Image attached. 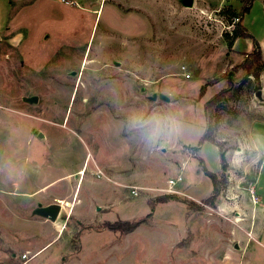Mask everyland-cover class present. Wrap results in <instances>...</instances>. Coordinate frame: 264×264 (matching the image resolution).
<instances>
[{"label": "rangeland", "instance_id": "rangeland-1", "mask_svg": "<svg viewBox=\"0 0 264 264\" xmlns=\"http://www.w3.org/2000/svg\"><path fill=\"white\" fill-rule=\"evenodd\" d=\"M182 1L0 0V264H264V4L255 77L241 0Z\"/></svg>", "mask_w": 264, "mask_h": 264}, {"label": "trees", "instance_id": "trees-1", "mask_svg": "<svg viewBox=\"0 0 264 264\" xmlns=\"http://www.w3.org/2000/svg\"><path fill=\"white\" fill-rule=\"evenodd\" d=\"M254 1L255 0H241L242 7H241V10L239 11V13H237L234 10L231 11V17L236 19L237 21L233 24L234 28L232 31L231 39L228 42V48L231 49L233 46V42L237 39L250 40L256 50L247 57V59H246L247 64L244 65V69L248 75H253V76L257 77L258 76L257 72L260 70V64H262L260 49H259V46L257 45V41L254 39V37L250 33H248L247 30L241 24L243 16L250 13V9H251L252 3ZM262 2L264 4V0H262ZM226 37H228V36L226 35ZM204 90H205V86H202L200 88V95L204 92ZM225 93H226V91H222V92L216 94L214 97H212L206 103V106H205L206 111L209 112V110L211 108H213L219 102H221V100L225 96ZM209 113H207L208 125L206 127V130L204 131L203 135L198 140L196 146H194L192 148L193 151L200 150V148L202 147V145L205 142H208L211 144H216V142L214 140L215 127L211 123ZM221 163H222V169L225 170L226 164L224 162V156L223 155H221ZM202 172H203L204 176H206L212 183V195L210 196V198H208L206 200L207 203L212 204L214 202L215 198L218 196L217 178L215 177L214 174L208 172L204 167H202ZM168 199H177V198L169 196V197H164L163 199H160V201L163 202L164 200L166 201ZM137 225H138L137 223L131 224L127 221H124V222L120 221V222H115V223H105L103 226L106 227L111 232H118L121 234H125V233L133 231L137 227Z\"/></svg>", "mask_w": 264, "mask_h": 264}, {"label": "water", "instance_id": "water-1", "mask_svg": "<svg viewBox=\"0 0 264 264\" xmlns=\"http://www.w3.org/2000/svg\"><path fill=\"white\" fill-rule=\"evenodd\" d=\"M182 3L184 6L190 7L192 5V0H184V1H182ZM155 98H156L155 95L153 97H151L152 100H155ZM160 98L164 101L168 100L164 96H161ZM33 101H35V99ZM39 136L41 137L42 135H39ZM34 213L43 217V218H46V219L54 222L57 220L58 215L60 213V206H59V204L55 203V204H51V205H48L45 207H38L34 211Z\"/></svg>", "mask_w": 264, "mask_h": 264}, {"label": "built area", "instance_id": "built-area-1", "mask_svg": "<svg viewBox=\"0 0 264 264\" xmlns=\"http://www.w3.org/2000/svg\"><path fill=\"white\" fill-rule=\"evenodd\" d=\"M181 181H182V177L181 175H178L177 177H175V179H170L167 183H168V186L172 188ZM21 258L26 259V255L22 256Z\"/></svg>", "mask_w": 264, "mask_h": 264}]
</instances>
